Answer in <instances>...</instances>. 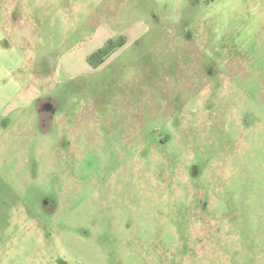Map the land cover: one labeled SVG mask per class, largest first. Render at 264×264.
Wrapping results in <instances>:
<instances>
[{
	"label": "rangeland",
	"instance_id": "obj_1",
	"mask_svg": "<svg viewBox=\"0 0 264 264\" xmlns=\"http://www.w3.org/2000/svg\"><path fill=\"white\" fill-rule=\"evenodd\" d=\"M0 264H264V0H0Z\"/></svg>",
	"mask_w": 264,
	"mask_h": 264
},
{
	"label": "trees",
	"instance_id": "obj_2",
	"mask_svg": "<svg viewBox=\"0 0 264 264\" xmlns=\"http://www.w3.org/2000/svg\"><path fill=\"white\" fill-rule=\"evenodd\" d=\"M109 50L108 49H106V48H102V49H99L98 51H96L93 55H91V57H93V56H100V59L102 60L103 59V56L106 54H108L109 52H108ZM104 52V53H103Z\"/></svg>",
	"mask_w": 264,
	"mask_h": 264
},
{
	"label": "flooded vegetation",
	"instance_id": "obj_3",
	"mask_svg": "<svg viewBox=\"0 0 264 264\" xmlns=\"http://www.w3.org/2000/svg\"><path fill=\"white\" fill-rule=\"evenodd\" d=\"M40 113H41V112H40ZM40 113H39V114H40ZM43 114H44L46 117L50 118L52 113L47 112V113H43ZM45 119H46V118H45Z\"/></svg>",
	"mask_w": 264,
	"mask_h": 264
}]
</instances>
